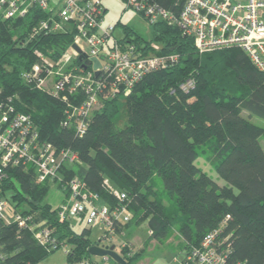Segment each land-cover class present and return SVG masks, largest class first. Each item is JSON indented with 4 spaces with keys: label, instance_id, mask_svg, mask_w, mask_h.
<instances>
[{
    "label": "trees",
    "instance_id": "obj_1",
    "mask_svg": "<svg viewBox=\"0 0 264 264\" xmlns=\"http://www.w3.org/2000/svg\"><path fill=\"white\" fill-rule=\"evenodd\" d=\"M152 1L178 12L185 0ZM39 14L33 10L8 19L0 15V90L32 115L42 138L78 153L79 159L62 169L66 178L84 179L110 204L116 203L113 188L125 190L133 216L118 231L147 222L146 245L162 241L176 228L189 252L218 229L217 248L225 264H264V125L252 119L264 120V72L247 53L231 46L200 54L176 25L159 21L150 39H130L139 45L157 42V54L178 53L179 63L148 74L126 96L108 98L80 136L74 126L64 124L66 102L21 76L37 60L38 51L57 59L74 40L71 31L44 32L21 45ZM125 29L128 35L133 31ZM190 76L195 85L184 91L180 84ZM203 144H208L226 184H218L196 163ZM27 168L8 169L1 181L3 193L8 190L16 206L39 209L49 219L58 240L70 246L68 261L123 264L111 257L94 260L89 252L95 242L91 228L77 230L74 221H59L53 205L45 202L53 184L37 183L33 168ZM121 248L125 264L139 263L141 251L123 244ZM53 251L28 231L0 223L4 264H40Z\"/></svg>",
    "mask_w": 264,
    "mask_h": 264
},
{
    "label": "built area",
    "instance_id": "obj_2",
    "mask_svg": "<svg viewBox=\"0 0 264 264\" xmlns=\"http://www.w3.org/2000/svg\"><path fill=\"white\" fill-rule=\"evenodd\" d=\"M127 7L140 12L152 26L159 21L176 25L184 37L193 39L200 54L240 47L264 72V0H185L178 12L152 0H127ZM33 10L40 14L35 26L21 39V45L44 32L71 31L74 40L57 59L38 51L37 60L21 76L25 82L66 102L64 124L74 126L80 136L87 131L92 114L108 98L126 96L148 74L180 61L175 52L157 54L160 50L157 42L139 45L127 36L116 37L117 24L106 21L103 0H0V15L4 19L24 17ZM95 57L101 62L99 68L94 67ZM194 85L195 79L190 76L180 88L188 91ZM78 159V153L71 148H60L42 138L32 115L19 110L13 97L0 90V223L28 231L49 250L68 244L58 240L49 219L39 209L18 207L11 202L8 190L3 193L1 181L8 177L9 168L28 170L31 166L37 183L53 181L64 193L54 208L59 221L82 219L88 225L98 226L102 234L94 244L111 245L116 235L124 234L118 228L132 219L128 194L113 188L110 192L116 203L110 204L90 189L84 179L66 178L63 167ZM219 232L218 229L208 232L201 245L177 259V264H225V256L217 248ZM123 246L132 248L125 239ZM3 261L0 252V264ZM79 264L96 263L84 258Z\"/></svg>",
    "mask_w": 264,
    "mask_h": 264
},
{
    "label": "rangeland",
    "instance_id": "obj_3",
    "mask_svg": "<svg viewBox=\"0 0 264 264\" xmlns=\"http://www.w3.org/2000/svg\"><path fill=\"white\" fill-rule=\"evenodd\" d=\"M104 5L107 8L106 21L108 23H114L116 25L115 36L123 38L125 36L129 38H135L137 35H141L146 39L152 37V25L148 20L138 11L127 7V0H103ZM126 26H130L133 31L128 35L126 33ZM193 77V76H192ZM188 78V77H187ZM244 114L247 112L244 111ZM253 122L264 125V120L253 116ZM262 145L264 147V136L261 138ZM196 163L203 168L218 184L224 185L226 181L217 173L215 163L211 156V151L208 144L200 146V154ZM154 180L158 184L162 185L160 177L155 176ZM53 185L49 193L45 197V202H49L54 208L62 201L64 193L55 185L53 181H50ZM22 208L28 207V205H22ZM74 225L77 230H81L84 227L91 228L90 238L93 241L98 240L102 234V230L98 226L88 225L85 221L74 220ZM149 225L147 222L137 225L134 224L128 228H125L124 234L116 235L110 244L116 245V251L122 253L121 245L124 239L132 241V248L142 252V257L138 264H177V259L182 258L187 251L183 249V239L178 233L176 228L170 230L169 234L162 240H153L146 245V240L149 238ZM130 248V247H129ZM68 244H62L59 248L50 253V255L40 264H79L80 261L70 263L68 261ZM92 258L97 261H101L102 257L93 255Z\"/></svg>",
    "mask_w": 264,
    "mask_h": 264
},
{
    "label": "water",
    "instance_id": "obj_4",
    "mask_svg": "<svg viewBox=\"0 0 264 264\" xmlns=\"http://www.w3.org/2000/svg\"><path fill=\"white\" fill-rule=\"evenodd\" d=\"M74 47L76 48L77 51H81L78 45L74 44ZM80 59L83 60L84 55H81ZM93 60H94V67L99 68L101 66L100 60L97 57L93 58ZM96 74L98 75L99 71H96ZM89 252L92 255L109 256V257L117 260L118 262H121L123 264L126 263L125 258L119 252L116 251V245L115 244H112L109 246H103V245H100V242H97V243L90 246Z\"/></svg>",
    "mask_w": 264,
    "mask_h": 264
},
{
    "label": "crops",
    "instance_id": "obj_5",
    "mask_svg": "<svg viewBox=\"0 0 264 264\" xmlns=\"http://www.w3.org/2000/svg\"><path fill=\"white\" fill-rule=\"evenodd\" d=\"M64 198V197H63ZM130 240V239H129ZM131 241V240H130ZM132 242V241H131Z\"/></svg>",
    "mask_w": 264,
    "mask_h": 264
}]
</instances>
